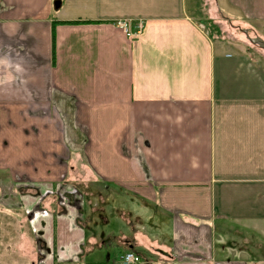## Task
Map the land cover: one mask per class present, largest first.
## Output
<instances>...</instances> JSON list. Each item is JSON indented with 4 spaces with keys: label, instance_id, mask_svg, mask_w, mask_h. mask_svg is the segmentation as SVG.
<instances>
[{
    "label": "crops",
    "instance_id": "obj_1",
    "mask_svg": "<svg viewBox=\"0 0 264 264\" xmlns=\"http://www.w3.org/2000/svg\"><path fill=\"white\" fill-rule=\"evenodd\" d=\"M56 1L0 0V264H264V0H215L220 36L193 0ZM77 169L154 230L84 228Z\"/></svg>",
    "mask_w": 264,
    "mask_h": 264
},
{
    "label": "rangeland",
    "instance_id": "obj_2",
    "mask_svg": "<svg viewBox=\"0 0 264 264\" xmlns=\"http://www.w3.org/2000/svg\"><path fill=\"white\" fill-rule=\"evenodd\" d=\"M60 1V0H59ZM194 10H192L193 16L197 22L202 23L203 28H205V24L202 20V15H207L209 17H214L216 19L218 15H216V10L214 8L215 0H193ZM204 5V6H203ZM205 8V9H204ZM196 13V14H195ZM217 16V17H216ZM220 20V17L218 18ZM218 21V20H216ZM221 28L224 32L229 31L230 28L221 24ZM230 34V33H228ZM227 34V35H228ZM84 167V166H83ZM82 169L84 170V168ZM76 186L77 195L79 199L82 200L80 203H83V210L81 211L82 215L86 217L85 222H83L84 228H88V226H92L94 219L98 220V217L106 215L108 222H97L96 226L99 229L108 231V228L112 229L115 233L118 230H125L126 225L130 227L131 224L135 225L137 222H141L146 228L154 230V222L148 223L144 222L145 216L151 215L154 210V205H149L148 207L143 206L138 199H135L134 195L124 189L122 187H118L111 183H107L106 185L110 188H104L102 185L96 186L95 178L87 173V176L84 173H80V169L76 170ZM80 174L82 178H80ZM72 175H70L71 177ZM74 179L72 178L71 181ZM78 199V201H79ZM101 203H106L103 206L104 212H99L97 217H93V214L90 213L92 209L99 210L101 208ZM123 212V214H122ZM97 215V214H94ZM160 221V219H158ZM168 223V220L165 224ZM163 234L165 233L160 228H158ZM121 233V232H119ZM107 237V236H106ZM107 252L102 253L104 258L106 257Z\"/></svg>",
    "mask_w": 264,
    "mask_h": 264
},
{
    "label": "built area",
    "instance_id": "obj_3",
    "mask_svg": "<svg viewBox=\"0 0 264 264\" xmlns=\"http://www.w3.org/2000/svg\"><path fill=\"white\" fill-rule=\"evenodd\" d=\"M116 26L126 37L135 38L138 37L143 29L144 23L141 21L131 24L128 20H119L116 22ZM140 257L134 252L127 251L120 255L118 264H139Z\"/></svg>",
    "mask_w": 264,
    "mask_h": 264
},
{
    "label": "trees",
    "instance_id": "obj_4",
    "mask_svg": "<svg viewBox=\"0 0 264 264\" xmlns=\"http://www.w3.org/2000/svg\"><path fill=\"white\" fill-rule=\"evenodd\" d=\"M202 20L205 24V28H206L207 34L209 36L210 35L220 36V35L224 34V32L220 28V23L218 21H216V19L211 18L207 15L206 16L202 15ZM75 22H80V21H70L69 23H75ZM232 29L235 30V29H237V27H232ZM52 59L54 62V58H52Z\"/></svg>",
    "mask_w": 264,
    "mask_h": 264
},
{
    "label": "water",
    "instance_id": "obj_5",
    "mask_svg": "<svg viewBox=\"0 0 264 264\" xmlns=\"http://www.w3.org/2000/svg\"><path fill=\"white\" fill-rule=\"evenodd\" d=\"M59 0H57L55 3H54V7L57 8L59 6ZM250 42L253 43V44H257L259 45L262 49H264V41L259 39V38H255V39H250Z\"/></svg>",
    "mask_w": 264,
    "mask_h": 264
}]
</instances>
